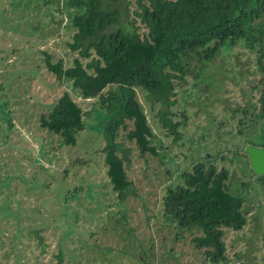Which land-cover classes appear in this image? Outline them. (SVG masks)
<instances>
[{
  "label": "rangeland",
  "instance_id": "1",
  "mask_svg": "<svg viewBox=\"0 0 264 264\" xmlns=\"http://www.w3.org/2000/svg\"><path fill=\"white\" fill-rule=\"evenodd\" d=\"M125 1L112 3L121 23L131 11ZM72 10L64 0H0V264H56L58 251V264H264V174L244 154L246 142L264 139V119L253 112L255 48L238 41L189 61L192 72L175 86L171 106L176 140L143 103L157 154H138L118 130L132 181L119 198L104 172V107L45 68L46 54L70 61ZM63 89L83 111L74 144L39 125ZM196 161L225 167L228 191L242 198L245 222L224 228L226 259L216 263L192 244L197 229L176 227L161 206L165 188Z\"/></svg>",
  "mask_w": 264,
  "mask_h": 264
},
{
  "label": "trees",
  "instance_id": "2",
  "mask_svg": "<svg viewBox=\"0 0 264 264\" xmlns=\"http://www.w3.org/2000/svg\"><path fill=\"white\" fill-rule=\"evenodd\" d=\"M114 1L64 0L73 9L66 24L70 61L62 57L51 61L46 54L44 63L56 80H70L81 97H92L104 107V172L123 198L131 192L132 181L124 168L128 157L118 153L122 148L118 130H124L138 154H157L145 103L159 126L172 140L178 139L179 120H172L171 106L175 86L192 72V58L202 63L222 45L238 41L255 48L259 73L252 85L258 91L255 115L264 119V0H126L125 10L131 11L129 16L125 13L124 23ZM240 110L246 116V107ZM176 114L185 116L179 110ZM39 125L64 144H74L84 125L83 111L63 89L40 113ZM227 175L225 167L196 161L181 171V181L168 185L161 198L164 215L176 227L197 229L191 242L210 263L226 259L224 228L239 229L245 222L242 198L228 191ZM55 255L58 264L60 251Z\"/></svg>",
  "mask_w": 264,
  "mask_h": 264
},
{
  "label": "water",
  "instance_id": "3",
  "mask_svg": "<svg viewBox=\"0 0 264 264\" xmlns=\"http://www.w3.org/2000/svg\"><path fill=\"white\" fill-rule=\"evenodd\" d=\"M244 151L251 170L256 174H264V146L246 143Z\"/></svg>",
  "mask_w": 264,
  "mask_h": 264
},
{
  "label": "flooded vegetation",
  "instance_id": "4",
  "mask_svg": "<svg viewBox=\"0 0 264 264\" xmlns=\"http://www.w3.org/2000/svg\"><path fill=\"white\" fill-rule=\"evenodd\" d=\"M256 101H257V97H256ZM257 109V107L254 109V111L253 112H255V110ZM264 141V139L263 140H261L260 142H256L257 144H255V143H251V142H246V143H251V144H254V145H256V146H264V144L262 143ZM245 143V144H246ZM244 144V145H245ZM244 154H245V156H246V153H245V151H244ZM246 162H247V156H246ZM247 165L249 166V164H248V162H247Z\"/></svg>",
  "mask_w": 264,
  "mask_h": 264
}]
</instances>
